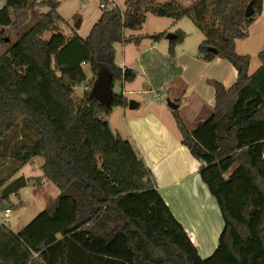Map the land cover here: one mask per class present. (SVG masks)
Here are the masks:
<instances>
[{"label":"trees","instance_id":"obj_1","mask_svg":"<svg viewBox=\"0 0 264 264\" xmlns=\"http://www.w3.org/2000/svg\"><path fill=\"white\" fill-rule=\"evenodd\" d=\"M250 1L254 13L245 17ZM4 2L3 27L18 24L19 13L30 7L44 4L49 10L36 11L35 23L0 53V149L19 123L35 135L19 146L18 167L0 176V211L7 207L1 189L35 156L44 159L38 183L50 181L59 194L17 232L0 224V264H264V49L251 74L249 54L235 50L263 0H194L187 7L176 0H125L126 10L102 9L85 38L60 30L68 22L57 11L58 0ZM134 7L138 22L133 25L145 12L188 17L203 35L202 58L226 59L237 71L230 87L210 80L215 105L194 130L172 110L181 142L201 163L200 177L224 223L217 246L205 258L173 216L132 142L108 123L113 107L128 100L114 92L110 106L88 92L79 102L74 99L75 88L87 79L83 63L94 75L90 86L100 65L110 70L112 87L136 78L131 68L115 63L114 47L127 41L123 30ZM165 36V31L146 35L155 42ZM183 38L177 30L169 39L170 57ZM150 72L161 85L163 74Z\"/></svg>","mask_w":264,"mask_h":264},{"label":"crops","instance_id":"obj_2","mask_svg":"<svg viewBox=\"0 0 264 264\" xmlns=\"http://www.w3.org/2000/svg\"><path fill=\"white\" fill-rule=\"evenodd\" d=\"M186 1L188 5H183L185 7L194 0ZM4 3V0H0V8ZM36 6L31 7V9L35 11ZM262 12L263 3L261 13L255 17L251 25L261 17ZM21 22L19 21V23ZM68 24L71 26L70 22ZM130 26L135 27L136 25L132 23ZM130 26H126L125 22L124 28ZM1 28L5 27L2 26ZM201 36L198 39V45L203 40V35L201 34ZM145 37L146 35L125 36L127 41L122 43L139 42L141 44V39ZM82 38L85 37L82 36ZM165 40L168 41L167 45H169L167 38L157 42L150 38L149 46L155 50ZM239 41L242 40L235 42V50H237ZM117 44L119 43L114 45L115 57ZM197 50L198 47L191 50L189 47L178 46L173 59L170 57L162 58L158 52L150 54L148 58H139L140 70H143L141 75L145 79L142 89L150 93L162 91L167 93V98L176 102L177 111L190 131L194 130L212 113L215 105V91L210 80L220 81L225 87H230L237 78V71L228 60L220 57L204 60ZM145 53L146 51L141 56ZM115 63L119 67H128L135 71L130 63L118 64L116 60ZM83 65L86 64L83 63ZM250 67L251 62L248 69L249 74H251ZM150 70L160 71L163 74L164 79L161 85L156 86V73L152 74ZM84 71L86 73V70ZM135 72L136 78L132 82L120 80L116 82L120 85L119 93L127 100L137 101L138 105L133 109H130L128 104L126 106H114L107 117L108 123L112 131L115 130L121 137L132 142L134 148L151 170L157 189L173 216L185 229L200 257L205 258L217 246L219 235L223 229L224 223L219 206L200 177L199 167L201 163L191 155L189 149L181 142V135L172 114L173 109L168 105L162 106L158 97L157 99L155 97L156 104L150 106L144 104L145 108L138 111L143 105L132 94L134 92L143 93L145 90H133L126 86L127 84L131 85L137 79L140 71ZM119 116H121L123 124L121 126L116 123L120 128L118 126L115 128L113 124H115V118ZM118 129H121L122 133ZM45 181L47 182L43 179L40 183ZM56 197L55 193L53 199L50 200H54ZM49 201L46 200L43 206L46 207Z\"/></svg>","mask_w":264,"mask_h":264},{"label":"rangeland","instance_id":"obj_3","mask_svg":"<svg viewBox=\"0 0 264 264\" xmlns=\"http://www.w3.org/2000/svg\"><path fill=\"white\" fill-rule=\"evenodd\" d=\"M59 5L57 8L58 13L65 18V20L70 22L65 25L60 24V30L68 37H71L76 30L81 37H86L89 33L92 24L98 19V16L102 12L99 3L100 0H58ZM117 6L122 10H126L125 0H115ZM164 1V0H155ZM181 5L186 4V0H176ZM188 5V4H186ZM142 7V6H141ZM128 10H131V6H128ZM36 10L33 11L30 8L23 10L18 16V20L21 22L15 24L14 26H8L1 28L0 34L3 35L4 41L0 40V53L5 51L8 46L16 39L17 34H22L27 31L37 20L38 12H47L49 6L47 5H37ZM136 8H133V13L131 18L126 21V26L132 25L136 20L137 16H134ZM129 12V11H127ZM142 15V10L139 12ZM74 15V16H73ZM130 15V14H129ZM22 19L20 20L19 19ZM129 23V24H128ZM177 30H181L184 33V38L180 43H177L176 48L179 47H189L191 50H195L198 47V39L201 36L200 31L194 25V23L186 16L174 20L170 17L156 16L150 12L144 13L143 21L136 25L135 27L124 28V35L128 37L129 35H151L154 33H159L165 31L166 34L173 33ZM51 33L43 34V38H49ZM166 38V37H164ZM161 41V40H159ZM150 38L145 37L141 39V44L138 43H119L116 45V57L115 60L118 64L130 63L135 71H140L137 79L131 84L126 85L127 88H132L133 90H145L142 89V85L145 82L144 76H142L143 70H140L139 58H148L152 53H160L162 58H169L167 40L163 41V44L158 45L155 50L151 49L149 46ZM200 43V42H199ZM237 52L239 54H249L250 56V72L253 73L258 67L260 59L258 57V52L264 49V0H263V12L261 17L255 21L248 29V36L237 43ZM143 56H141L142 53ZM198 51V50H197ZM164 52V53H163ZM174 57V56H173ZM173 57H170L173 59ZM163 60V59H162ZM169 62V61H168ZM84 70H86L87 79L81 85L77 86L74 91V99L79 102L84 94L90 91V81L93 79V73L89 69V66L83 65ZM172 72L173 68L171 67ZM118 82V81H117ZM114 83V93H119L120 85L119 83ZM154 93V94H153ZM147 92L146 90L142 92H134L132 96L136 97L141 101L143 107L138 109V111L145 108L144 104L150 106L151 104H156L155 97H158L160 104L162 106L167 105V93L164 91L158 92ZM133 112V111H132ZM116 123L122 126L121 116L115 118V124L113 127L116 128ZM120 128V126H118ZM124 128V127H123ZM122 129V128H121ZM118 129L121 131L122 130ZM124 131V130H123ZM115 132V130H114ZM116 133V132H115ZM35 139V135L29 129H27L22 123L16 125L12 130H10L2 141V147L0 149V176H5L8 170L12 167H18V148L24 143H31ZM44 159L40 156L33 157L28 163L19 168L17 176L23 175L26 179V185L21 187L16 193L9 194L4 200V205L9 207L11 212L9 215V226L11 230L18 231L23 226H25L30 220H32L40 211L44 209V202L53 199L54 194H59L57 187L49 182L38 183L39 177H42V165ZM16 177V176H15ZM14 177V178H15ZM13 179V178H12ZM8 183V182H7ZM53 200H50L48 205ZM47 205V206H48ZM2 210L0 211V215ZM210 254H208L209 256Z\"/></svg>","mask_w":264,"mask_h":264},{"label":"water","instance_id":"obj_4","mask_svg":"<svg viewBox=\"0 0 264 264\" xmlns=\"http://www.w3.org/2000/svg\"><path fill=\"white\" fill-rule=\"evenodd\" d=\"M254 13L253 1H250L244 11V16L248 17ZM167 39L175 37V34L168 33L165 36ZM212 51H216L215 48H210ZM89 96L98 101L104 106H110L113 100V87H112V74L105 65H100L97 70V75L91 85ZM138 102L129 99L128 107L130 109L135 108ZM167 105L171 109H177L176 102L167 99ZM26 185V179L23 175L16 176L8 183H6L1 189V196L7 197L9 194L16 193L21 187Z\"/></svg>","mask_w":264,"mask_h":264},{"label":"built area","instance_id":"obj_5","mask_svg":"<svg viewBox=\"0 0 264 264\" xmlns=\"http://www.w3.org/2000/svg\"><path fill=\"white\" fill-rule=\"evenodd\" d=\"M99 6L102 9L108 10L114 6H117V3L115 0H100ZM156 99H157V97H156ZM10 212H11V210L9 207H6L5 209L2 210V214L0 215V224H2V225H9L10 224V222H9Z\"/></svg>","mask_w":264,"mask_h":264}]
</instances>
